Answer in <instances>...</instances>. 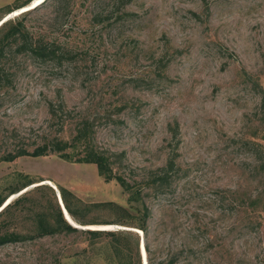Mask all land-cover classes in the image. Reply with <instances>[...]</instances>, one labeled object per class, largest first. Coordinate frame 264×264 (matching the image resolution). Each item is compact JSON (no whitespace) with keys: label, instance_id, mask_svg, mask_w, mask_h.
I'll return each instance as SVG.
<instances>
[{"label":"rangeland","instance_id":"obj_1","mask_svg":"<svg viewBox=\"0 0 264 264\" xmlns=\"http://www.w3.org/2000/svg\"><path fill=\"white\" fill-rule=\"evenodd\" d=\"M16 2L0 0V18ZM105 3L50 0L28 16L26 28L68 48L70 62L55 69L6 58L0 145L13 129L31 141L67 139L87 121L95 147L111 156L113 171L130 184H141L174 156L169 186L158 195L144 191L151 210L144 237L118 230L127 226L118 223L126 215L116 206L138 213L123 188L105 182L94 164L56 154L0 162V198L33 182L8 202L27 197L11 228L36 234L41 216L52 217L57 208L62 213L59 195L76 218L96 223L79 229L111 225L114 232L132 233L139 246L148 243L156 261L193 244L203 250L192 264H264V212L248 223L239 201L263 183L256 159L264 149V0H132L116 12L129 16L92 20ZM139 258L141 264L140 251ZM0 264L117 259L108 241L60 233L0 247Z\"/></svg>","mask_w":264,"mask_h":264},{"label":"trees","instance_id":"obj_2","mask_svg":"<svg viewBox=\"0 0 264 264\" xmlns=\"http://www.w3.org/2000/svg\"><path fill=\"white\" fill-rule=\"evenodd\" d=\"M32 1L34 0H23L20 3L19 0H17L13 7H9L4 11V16L7 13L29 5ZM48 1L50 0H45L37 7L22 13L19 18L7 20L0 25V90L9 87L10 76L4 68L8 56L10 57L12 55L14 58H24L25 61H29L32 65L34 64L38 67L53 66L55 69H60L64 63L70 62L69 56L71 51L68 48L56 41H50L42 35L33 34L25 26L28 16L44 7L48 4ZM99 1L106 3L101 11L93 12L92 20L104 24L105 21L109 23L110 20L116 18L115 15L118 6L125 8L132 0H115L114 2L110 0H96L97 3ZM67 7L68 5H64L62 9H67ZM129 15L130 14L125 10L124 12L120 11L116 15V19ZM20 62L22 63V61ZM26 69L27 65L22 68V72ZM261 106L264 108V92L261 98ZM51 116L53 117L54 115L51 113ZM11 132L10 137L4 136L2 139L4 144L2 146L0 145V162L9 163L22 157L38 158L56 154L59 158L67 162L94 164L99 175L105 182L115 180L123 188V191L129 195V201L132 203L133 209L138 213L137 216H132L125 209L116 206V210H120L126 215L124 217L125 220H121L118 223L122 226L136 228L144 234V237H147V222L151 218V210L146 202L143 201L145 197L144 191L149 190L152 191L154 195H158L162 193L161 191L165 187L169 186L170 178L168 174L174 172L176 168L174 156L169 157L163 167L152 172L141 184L135 186L113 171L114 163L111 161V156L106 155L95 147L91 128L87 121L77 123L73 134L67 139L59 135L53 136L52 138L44 135L42 137L35 136V139L31 141V136L29 134L20 133L17 129H13ZM256 163V168H258L256 170L263 181V183H261L262 186L255 194L247 195L241 199L239 198L240 210H242L244 219L248 223L250 221L249 218L252 216L254 217L257 212H264V149L261 155L256 159ZM32 183L31 181L25 182L20 188L10 191V195L17 193ZM232 194H235L234 191H232ZM235 197H237V195ZM26 198L25 195L18 197L0 210V247L42 238L47 235L80 233L83 234L84 239L89 242L108 241L117 259V264H140L139 239L133 237L132 233L90 229L81 230L75 228L64 220L58 208L52 217L44 215L39 218V225L34 235L22 234L13 230L11 226H13L16 213L19 208L22 209V205L25 203ZM62 198L64 201L63 196ZM4 202L5 199L0 198V207ZM138 203H140L141 208H134V205ZM64 207L69 216L76 223L80 225L96 224L76 218L65 201ZM187 232L190 234V231ZM195 249L193 244H188L178 250L170 252L164 262H159L156 261L154 253L148 243L145 241L144 244L147 264H179L182 260L181 257H184L183 260H185L187 264H192L196 254L202 253L203 250L200 251L199 248ZM131 255L135 256L134 262L132 261Z\"/></svg>","mask_w":264,"mask_h":264},{"label":"water","instance_id":"obj_3","mask_svg":"<svg viewBox=\"0 0 264 264\" xmlns=\"http://www.w3.org/2000/svg\"><path fill=\"white\" fill-rule=\"evenodd\" d=\"M11 13V12H10ZM10 13H7L4 17H2L1 19H0V25L2 24V23H4V21H7V19L5 20V18L10 14ZM24 13V12H23ZM21 14V13H20ZM9 19V18H8ZM22 190V189H21ZM16 194V193H15ZM11 196L12 197H14L15 195L14 194H12V195H10L7 199H6V201H5V203H3V205L0 207V210L1 209H3V207L4 206H6L7 205V203L10 201V199H11ZM58 199H59V204H60V207H61V210H62V213H63V217H64V219L67 221V223H69L71 226H73V227H75V228H81L82 229V227H77V226H75V225H78V226H83V225H79V224H77V223H75L72 219V221L70 222L67 218H66V215L65 214H67V211H65L66 213H64V209L62 208V205H61V203H60V196L58 197ZM67 216H68V218H71L70 216H69V214H67ZM75 224V225H74ZM86 229H89V228H86ZM95 230H100V231H112V230H110V229H95ZM118 230H121V231H133V232H136V233H138V234H140L138 231H136L135 229H131V228H128V227H123V228H119ZM142 233V232H141ZM143 248H144V243H143V241H141V243H140V246H139V251H140V256H141V264H146V261H145V259H144V257H143Z\"/></svg>","mask_w":264,"mask_h":264},{"label":"bare ground","instance_id":"obj_4","mask_svg":"<svg viewBox=\"0 0 264 264\" xmlns=\"http://www.w3.org/2000/svg\"><path fill=\"white\" fill-rule=\"evenodd\" d=\"M43 1H45V0H34V1H32L29 5H27V6L23 7V8H20V9H18V10H15V11H13L12 13H10V14L5 18V20H6V19L8 20V18H10L12 15H17V14H20V13L26 12V11L32 9V8H35V7H37L38 5H40ZM4 22H5V21H4ZM58 197H59V195H58ZM60 203H61V205H62V208L64 209V213H66V212H65V211H66V210H65V207H64L63 202L61 201V199H60ZM7 204H8V203H7ZM4 207H5V206H4ZM67 214H68V213H67ZM67 214H65V215H66V218L71 222V220H70V218H68ZM74 225H75V224H74ZM75 226L79 227L78 225H75ZM110 227H112V226H111V225H98V226H90V227H87V228H89V229H91V230H95V229H110ZM83 228H86V227H83ZM136 231H138L139 233H141V231H139V230H136ZM143 257H144V259H145V261H146V254H145L144 248H143ZM146 264H147V261H146Z\"/></svg>","mask_w":264,"mask_h":264}]
</instances>
